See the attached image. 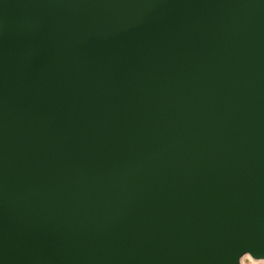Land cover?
I'll use <instances>...</instances> for the list:
<instances>
[{"label":"water","instance_id":"obj_1","mask_svg":"<svg viewBox=\"0 0 264 264\" xmlns=\"http://www.w3.org/2000/svg\"><path fill=\"white\" fill-rule=\"evenodd\" d=\"M247 253L264 259V0H0V264Z\"/></svg>","mask_w":264,"mask_h":264},{"label":"rangeland","instance_id":"obj_2","mask_svg":"<svg viewBox=\"0 0 264 264\" xmlns=\"http://www.w3.org/2000/svg\"><path fill=\"white\" fill-rule=\"evenodd\" d=\"M34 23V22H32ZM29 29L32 30L30 31V33H33V31H37V29H39V27H37V25L34 23V25L29 26ZM43 50V48L39 49L38 52H41ZM256 262H260L259 264H262L264 262V259H258V260H254L252 257L251 259H249L248 257L244 258V261L241 264H255Z\"/></svg>","mask_w":264,"mask_h":264},{"label":"bare ground","instance_id":"obj_3","mask_svg":"<svg viewBox=\"0 0 264 264\" xmlns=\"http://www.w3.org/2000/svg\"><path fill=\"white\" fill-rule=\"evenodd\" d=\"M245 257H248L249 259H251V257L253 258V259H257V256L256 255H253L252 253H247V254H245V255H243L241 258H240V263H242L243 261H244V258ZM262 264H264V262L262 263Z\"/></svg>","mask_w":264,"mask_h":264}]
</instances>
